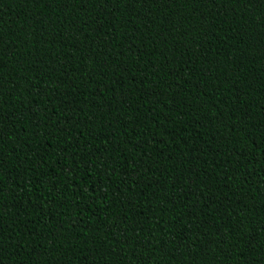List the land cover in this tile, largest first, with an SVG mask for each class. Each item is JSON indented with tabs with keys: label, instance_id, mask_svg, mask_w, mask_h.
I'll return each instance as SVG.
<instances>
[{
	"label": "trees",
	"instance_id": "obj_1",
	"mask_svg": "<svg viewBox=\"0 0 264 264\" xmlns=\"http://www.w3.org/2000/svg\"><path fill=\"white\" fill-rule=\"evenodd\" d=\"M0 264H264V0H0Z\"/></svg>",
	"mask_w": 264,
	"mask_h": 264
}]
</instances>
